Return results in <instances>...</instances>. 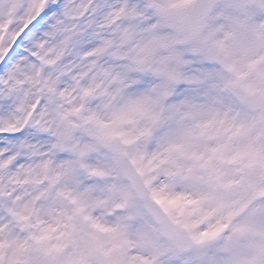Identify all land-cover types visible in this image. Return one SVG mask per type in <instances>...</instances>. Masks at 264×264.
Wrapping results in <instances>:
<instances>
[{
	"label": "snow or ice",
	"instance_id": "1",
	"mask_svg": "<svg viewBox=\"0 0 264 264\" xmlns=\"http://www.w3.org/2000/svg\"><path fill=\"white\" fill-rule=\"evenodd\" d=\"M0 264H264V0H0Z\"/></svg>",
	"mask_w": 264,
	"mask_h": 264
},
{
	"label": "clouds",
	"instance_id": "2",
	"mask_svg": "<svg viewBox=\"0 0 264 264\" xmlns=\"http://www.w3.org/2000/svg\"><path fill=\"white\" fill-rule=\"evenodd\" d=\"M54 43H55V41H50V43H49V47H51L52 44H54ZM66 62H67V61H66ZM68 82L70 83V81H68ZM206 227H207V225H203V226H202V229H203V228H206ZM202 229H201V230H202Z\"/></svg>",
	"mask_w": 264,
	"mask_h": 264
}]
</instances>
